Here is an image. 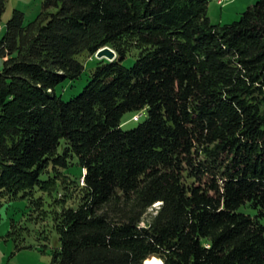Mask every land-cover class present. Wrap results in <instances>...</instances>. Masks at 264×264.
<instances>
[{
	"label": "trees",
	"instance_id": "obj_1",
	"mask_svg": "<svg viewBox=\"0 0 264 264\" xmlns=\"http://www.w3.org/2000/svg\"><path fill=\"white\" fill-rule=\"evenodd\" d=\"M209 2L43 0L28 24L13 12L0 40V207L31 197L58 235L42 245L51 264H264V0L223 26ZM105 47L116 60L58 96L83 75L79 57ZM75 157L78 178L63 171Z\"/></svg>",
	"mask_w": 264,
	"mask_h": 264
},
{
	"label": "rangeland",
	"instance_id": "obj_2",
	"mask_svg": "<svg viewBox=\"0 0 264 264\" xmlns=\"http://www.w3.org/2000/svg\"><path fill=\"white\" fill-rule=\"evenodd\" d=\"M42 2L43 0H8L6 11L0 23V40L6 32V24L15 10L24 14L25 24H28L36 20L41 13ZM256 2L257 0H223L222 3H219L218 0H210L208 16L211 24L223 26L237 22L242 14ZM138 55L139 52L133 50L122 61V64L126 68L133 67ZM79 60L85 67L81 78L76 81H65L56 88V94L64 101H70L83 91L88 83L92 69L96 68L101 61L96 56L91 57L88 54H83L79 57ZM104 61L108 62L107 59H104ZM2 66L3 60L0 59V71ZM146 119V110L137 113H126L122 119V128L124 130H132ZM70 162H74L73 165L63 171L74 178H78L80 176V167L76 165L77 158L70 159ZM43 179H45V176ZM34 196L35 199L44 198L45 210L49 211L52 209L49 206L51 198L47 194L37 191ZM30 203L31 197H23L22 194L17 199H4L2 201V206L0 207V264H51L52 262L51 249H43L42 245H50V248L58 246V235L49 220L45 223L37 221V215L33 212V207ZM67 206L74 207L73 201H69ZM243 210L248 212L246 209ZM13 225L16 226L17 230L23 229L21 238H23L24 242L20 245L26 246V248L17 250L14 240L8 237L9 232L13 230ZM45 237L48 241L44 240Z\"/></svg>",
	"mask_w": 264,
	"mask_h": 264
},
{
	"label": "water",
	"instance_id": "obj_3",
	"mask_svg": "<svg viewBox=\"0 0 264 264\" xmlns=\"http://www.w3.org/2000/svg\"><path fill=\"white\" fill-rule=\"evenodd\" d=\"M95 56L100 60L107 59L109 62H113L117 58V53L113 49L105 47L99 50Z\"/></svg>",
	"mask_w": 264,
	"mask_h": 264
},
{
	"label": "bare ground",
	"instance_id": "obj_4",
	"mask_svg": "<svg viewBox=\"0 0 264 264\" xmlns=\"http://www.w3.org/2000/svg\"><path fill=\"white\" fill-rule=\"evenodd\" d=\"M147 264H163V262L160 259H153Z\"/></svg>",
	"mask_w": 264,
	"mask_h": 264
},
{
	"label": "built area",
	"instance_id": "obj_5",
	"mask_svg": "<svg viewBox=\"0 0 264 264\" xmlns=\"http://www.w3.org/2000/svg\"><path fill=\"white\" fill-rule=\"evenodd\" d=\"M218 1H219V3H222L223 0H218Z\"/></svg>",
	"mask_w": 264,
	"mask_h": 264
}]
</instances>
